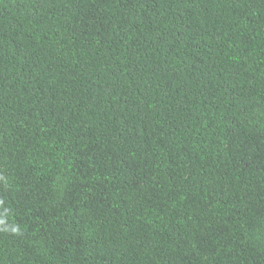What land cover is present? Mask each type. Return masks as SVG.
<instances>
[{"label": "trees", "instance_id": "1", "mask_svg": "<svg viewBox=\"0 0 264 264\" xmlns=\"http://www.w3.org/2000/svg\"><path fill=\"white\" fill-rule=\"evenodd\" d=\"M0 264H264V0H0Z\"/></svg>", "mask_w": 264, "mask_h": 264}]
</instances>
